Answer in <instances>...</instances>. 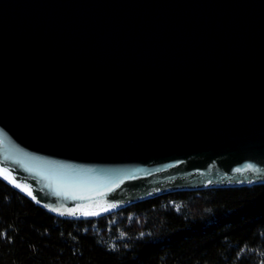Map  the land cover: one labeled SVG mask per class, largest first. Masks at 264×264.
<instances>
[{"label": "water", "instance_id": "1", "mask_svg": "<svg viewBox=\"0 0 264 264\" xmlns=\"http://www.w3.org/2000/svg\"><path fill=\"white\" fill-rule=\"evenodd\" d=\"M0 169L67 218L264 183V0H0Z\"/></svg>", "mask_w": 264, "mask_h": 264}, {"label": "trees", "instance_id": "2", "mask_svg": "<svg viewBox=\"0 0 264 264\" xmlns=\"http://www.w3.org/2000/svg\"><path fill=\"white\" fill-rule=\"evenodd\" d=\"M0 264H264V183L67 218L0 178Z\"/></svg>", "mask_w": 264, "mask_h": 264}, {"label": "snow or ice", "instance_id": "3", "mask_svg": "<svg viewBox=\"0 0 264 264\" xmlns=\"http://www.w3.org/2000/svg\"><path fill=\"white\" fill-rule=\"evenodd\" d=\"M236 171H240V169H237ZM0 173L3 174V178H4L6 181H8L9 183L14 184V186H15L16 188L20 189L21 191L26 192L27 195L31 196V198H32L33 200H36V197H35V196H32V192H31V190H30L27 186H24V185H21V184H16L14 181H12V180L9 178V173H8L6 170L0 169ZM38 202H39V201H37V203H38ZM44 207L48 208L49 211H53V212H57V211H58L57 209H55V208H51V207H49L48 205H44ZM110 207H111V208H115L116 205L113 204V205H111ZM103 210L106 211V210H108V209H103ZM77 213H81V214H83L84 216H96V215L99 214V213L96 212V211L84 210V209L80 208L79 206H78L76 209H74V210H69V211H67V212H64V211H59V212H58V214H59V215H62V216H63V215H69V216H71V215H76ZM141 235H143V233H141Z\"/></svg>", "mask_w": 264, "mask_h": 264}]
</instances>
